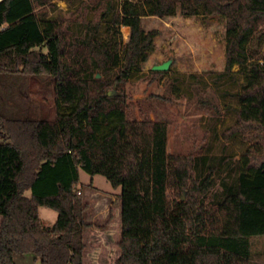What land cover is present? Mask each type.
<instances>
[{
  "label": "trees",
  "instance_id": "obj_1",
  "mask_svg": "<svg viewBox=\"0 0 264 264\" xmlns=\"http://www.w3.org/2000/svg\"><path fill=\"white\" fill-rule=\"evenodd\" d=\"M140 1L160 18L179 6L184 16L225 18L221 76L235 78L234 67L250 58L249 38L264 34V0ZM53 2L0 0V264H17L16 254L40 264H85L90 224L80 170L122 190L115 264H252L251 238L264 236V62H252L233 93L241 105L233 108L236 121L225 136L250 146L237 162L236 179L209 204L216 170L196 177L194 155L168 152L167 122L129 113L125 86L159 32L144 30L134 0H88L74 27L63 17L43 23L40 13ZM108 23L129 28L125 45L113 36L98 38ZM32 77L51 79L54 118L21 106V86ZM40 207L58 213L53 225L44 224Z\"/></svg>",
  "mask_w": 264,
  "mask_h": 264
},
{
  "label": "rangeland",
  "instance_id": "obj_2",
  "mask_svg": "<svg viewBox=\"0 0 264 264\" xmlns=\"http://www.w3.org/2000/svg\"><path fill=\"white\" fill-rule=\"evenodd\" d=\"M88 0H54L40 13L43 23L51 18L63 17L78 23V8ZM120 3L124 0H116ZM142 14V27L146 32L157 30L149 58L141 64L125 86L129 96V113L133 117L162 120L169 126L168 152L172 155H194L197 160L196 177H202L213 167L215 187L206 202L217 203L223 197L224 185L236 179L237 162L250 143L240 136L227 139L225 132L236 121L233 108L241 105L233 94L245 84V75L254 61L264 62V34L251 36L246 44L250 58L245 66L236 65L230 75L221 76L226 69L227 29L221 16H184L181 7L174 15L160 18L148 15L149 7L143 1L134 0ZM89 16L93 15L88 11ZM108 29L100 31L99 39L115 37L125 45L130 30L108 23ZM255 54V56H252ZM169 63V69L161 75L153 73L154 67ZM19 102L35 117L56 115L53 83L47 77L29 78L21 86ZM0 142L2 139L0 137ZM83 203L87 209L84 229L85 264H115L121 250L122 197L121 188L115 189L103 175L91 176L80 170ZM93 180V184L91 183ZM94 185V189H93ZM98 189L97 192L93 190ZM120 193L118 195L117 191ZM112 193L113 203L108 195ZM27 196L31 192L26 193ZM172 197V192H171ZM186 193L183 194V200ZM44 224L55 223L58 213L40 207ZM252 264H264V236L251 238ZM17 264H40L33 255L16 254Z\"/></svg>",
  "mask_w": 264,
  "mask_h": 264
},
{
  "label": "crops",
  "instance_id": "obj_3",
  "mask_svg": "<svg viewBox=\"0 0 264 264\" xmlns=\"http://www.w3.org/2000/svg\"><path fill=\"white\" fill-rule=\"evenodd\" d=\"M91 183L93 184V180H91ZM82 186H83V184H82V182H81V180H80V185H79V188L81 189V191H82ZM93 189H94V185H93ZM119 189V188H118ZM94 192H97L98 191V189H96L95 188V190H93ZM114 191H117V193H118V195L120 196V193H119V191L118 190H114ZM111 193V195H108L109 197H107V198H109L110 199V203H113L115 200H113L114 198H113V196H112V193H114V192H110Z\"/></svg>",
  "mask_w": 264,
  "mask_h": 264
},
{
  "label": "water",
  "instance_id": "obj_4",
  "mask_svg": "<svg viewBox=\"0 0 264 264\" xmlns=\"http://www.w3.org/2000/svg\"><path fill=\"white\" fill-rule=\"evenodd\" d=\"M169 69V63H164L154 67V71H167Z\"/></svg>",
  "mask_w": 264,
  "mask_h": 264
},
{
  "label": "built area",
  "instance_id": "obj_5",
  "mask_svg": "<svg viewBox=\"0 0 264 264\" xmlns=\"http://www.w3.org/2000/svg\"><path fill=\"white\" fill-rule=\"evenodd\" d=\"M81 192H79V194H80Z\"/></svg>",
  "mask_w": 264,
  "mask_h": 264
}]
</instances>
